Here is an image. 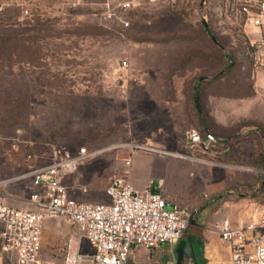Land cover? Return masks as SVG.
<instances>
[{
  "label": "rangeland",
  "instance_id": "rangeland-1",
  "mask_svg": "<svg viewBox=\"0 0 264 264\" xmlns=\"http://www.w3.org/2000/svg\"><path fill=\"white\" fill-rule=\"evenodd\" d=\"M72 1L38 0L47 19L33 30L12 25L22 22L20 9L0 11V42L16 47L4 53L10 62L0 59V180L21 178L39 159L46 165L50 156L81 148L106 150L81 173L89 192L80 200L99 201L115 171L145 153L167 165L159 172L162 189L206 218L190 224L183 239L207 238L208 220L225 203L236 213L257 212L264 201V97L255 93L257 69L242 34L260 38L258 28L245 25L231 0H107L115 17L109 22L102 19L106 0L69 8ZM199 10L226 43L224 52L235 55L234 69L205 73L217 57ZM202 123L229 142L218 151L223 160L187 144L186 131ZM30 185L20 179L2 191L26 204Z\"/></svg>",
  "mask_w": 264,
  "mask_h": 264
},
{
  "label": "built area",
  "instance_id": "built-area-1",
  "mask_svg": "<svg viewBox=\"0 0 264 264\" xmlns=\"http://www.w3.org/2000/svg\"><path fill=\"white\" fill-rule=\"evenodd\" d=\"M90 1L75 0L69 3V8L80 2L90 4ZM237 3V11L245 25L263 27L264 0H237ZM8 4H2L0 11ZM103 5L102 19L112 20L110 3L106 0ZM122 7L129 8L130 3ZM23 15L28 16L29 12L25 10ZM128 25L124 23L125 27ZM259 35L257 39L249 38L248 48L253 62L261 67L264 66V35ZM185 138L187 144L197 146L204 154L214 153L219 146L217 138L207 130L202 135L197 129H189ZM97 154L98 151L86 148L76 153L66 152L49 164L30 167L19 179L0 180V191L26 178L39 189L26 201L37 211L0 203L1 251L14 253L16 264H38L42 224L50 218L63 219L76 227V235L67 241L63 264H129L138 247L159 249L182 238L199 209L190 210L177 204L169 206L153 181L143 190H137L129 181L128 170L119 169L111 177L105 188L110 203H85L71 198L60 178L71 175L79 165ZM131 166L132 161L126 160V169ZM206 229L228 247L230 264H264V202L257 221L232 226L228 219H215Z\"/></svg>",
  "mask_w": 264,
  "mask_h": 264
},
{
  "label": "crops",
  "instance_id": "crops-1",
  "mask_svg": "<svg viewBox=\"0 0 264 264\" xmlns=\"http://www.w3.org/2000/svg\"><path fill=\"white\" fill-rule=\"evenodd\" d=\"M257 33L264 35V25L263 27L258 28ZM255 91L257 95L264 97V66L257 68ZM219 145L222 144L219 143ZM102 152H106V150H101L99 153ZM165 153L180 157L179 155L171 152ZM96 156L93 158H96ZM49 158L50 159L47 164L51 163L55 157L50 156ZM93 158L86 161V163L89 164ZM131 161V168L126 169V167H123V170L129 171V181L137 190H143L149 181H153L155 185L160 187L159 190L162 196L168 202L169 206L174 204L179 205L177 203V197L171 196L161 187L162 178L159 176V174L161 171H165L167 167L163 160H161L159 157H153L150 154L136 153L132 155ZM43 162L44 161H41L40 159L37 160V163L42 164ZM86 163L84 162L83 164L79 165L75 172L71 175L61 177V183L68 189L69 196L76 201L85 203H110V198L105 194V189L99 195V201L80 200V198L84 199V197H88L86 193L89 192V185L81 183V173ZM40 164L38 166H41ZM30 184L31 193L39 190L33 186L31 179ZM2 190L0 191V203L19 209L37 211L36 207L30 205L28 202H26V204H19V202L15 200L16 198L13 194L4 193ZM210 199L212 200V198ZM207 200L209 199L207 198ZM262 205L263 203L257 212H255V209L252 207L250 211L251 216H248L245 212L236 213V211H234L231 207L226 208L225 203L222 207L224 212L219 214L217 212L214 217L208 220V222L214 221L215 219H228L232 226H237L242 222L257 221L262 213ZM248 217H251V219H248ZM199 219L204 221L206 218L203 219L199 214L198 218H194L191 225H196ZM2 228L3 224L0 222V235ZM205 230L209 234L207 238H181L173 244L165 245L159 249L153 250H147L145 248L138 247L135 249L134 255L131 257L129 264H177L179 253L177 251L175 252V250L180 247L183 248V250H181L183 254V260L181 264H219L220 261H224L223 264H230V251L228 247L220 241L215 233L208 231L206 228ZM75 235L76 227L73 224L60 218L46 219L42 224L41 250L38 258V264H63L67 241L70 237ZM0 264H16V256L14 253L4 254L1 251V238Z\"/></svg>",
  "mask_w": 264,
  "mask_h": 264
},
{
  "label": "trees",
  "instance_id": "trees-1",
  "mask_svg": "<svg viewBox=\"0 0 264 264\" xmlns=\"http://www.w3.org/2000/svg\"><path fill=\"white\" fill-rule=\"evenodd\" d=\"M231 1L234 2L236 7L238 6L237 0H231ZM6 2L9 3L7 5L8 7L18 8V9L21 10V16L23 17L22 18V22L20 24L19 23H12L13 26L19 25L22 28L33 30L34 27H36L40 23L42 24V21H45L47 19L46 13L42 12L41 8L38 6V3H37L38 0H20V1L13 0V4L12 5H10L11 0H6ZM25 10H27L29 12L28 16L23 15V11H25ZM3 11H1V12H3ZM1 14H3V13H1ZM66 15H69V14L66 13ZM100 20H97L98 21L97 25L99 27L104 28L106 30H111V31L113 30L112 26L107 25L106 23H103V22L101 23ZM114 20H115V17L111 21H114ZM107 22H109V21H107ZM206 22H207V25L204 26L202 24V22H201V19H200L199 25L202 28V31L205 34V36L208 38V41H209L208 44H209V46L211 48L210 51L214 52L215 56L217 58H216V60L214 62L208 61V62H211V63H209L210 64L209 66L205 67V70L209 69V71L205 72V73L206 74H211V73L213 74L217 70V68L218 69L221 68L220 70H222V71H224V70L229 71V70L234 69L236 67L235 55L232 52H226V53L224 52V49H222V48H224V47L226 48V45H225L226 43L220 42L219 38L214 33L209 21L206 20ZM6 24L10 25L7 21H6ZM123 24H124L123 21H121V25L122 26H123ZM211 37H213L214 39L212 40ZM242 37H243V42H244L243 43L244 44V53H245L246 57L249 59V61L252 63L254 68L257 69L258 66L253 62V60L251 58V54H250L249 48H248L249 37H248V35L245 36L243 34H242ZM6 41H7V43H6ZM23 41H24V39H23ZM6 44H7V48L5 47ZM19 44H20L19 46H21V43H19ZM4 47H5V49H4ZM11 48L16 50V47L10 45V40H7L6 38L1 40V42H0V56H2L4 58V59L0 58L1 60H3V61H1V63L5 62V61L10 62L9 60L11 58V53H10V55H8V57H6V55L4 53H6L7 49L10 52ZM12 54H14V51H12ZM205 83H206V81H205ZM254 84H255V80H254ZM198 91L199 90H198V87H197L196 88V94H194V102H195V108H196V110H197L198 114L200 115L201 120L203 122V119H202V107H201V104H200V101H199L200 100V95H198ZM204 127H205V129H204ZM198 130L200 131V133L202 135L207 130L209 133L213 134L217 138L219 143L222 144V145H219L216 148L215 151H217V152L219 151L220 152L221 148L229 147V145H227L229 142L225 138L219 137L214 131H212L205 124H203L202 127H199ZM219 152H218V154L217 153L215 154L217 156L216 158H218L220 160H223L224 156L221 155V153L219 154ZM209 154H211V153H209ZM262 163H263V166H264V160L262 161ZM229 194H231V193H229ZM224 197H225L224 194H221V195L213 197L212 199H214V198L221 199V198H224Z\"/></svg>",
  "mask_w": 264,
  "mask_h": 264
},
{
  "label": "water",
  "instance_id": "water-1",
  "mask_svg": "<svg viewBox=\"0 0 264 264\" xmlns=\"http://www.w3.org/2000/svg\"><path fill=\"white\" fill-rule=\"evenodd\" d=\"M199 17H200V19H201V22H202V24L204 25V26H206L207 25V22H206V20H205V18L203 17V15H202V13H201V10H199ZM211 39L213 40L214 38L213 37H211ZM193 222V221H192ZM192 224V223H191ZM181 250H183V248L182 247H180L179 248V251H178V255H179V257H178V262H177V264H181L182 263V260H183V254H182V251Z\"/></svg>",
  "mask_w": 264,
  "mask_h": 264
}]
</instances>
